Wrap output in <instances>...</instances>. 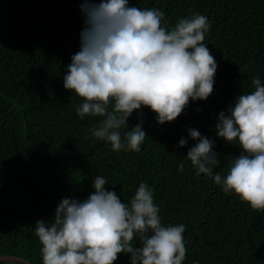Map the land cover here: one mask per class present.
I'll use <instances>...</instances> for the list:
<instances>
[{
  "label": "trees",
  "instance_id": "16d2710c",
  "mask_svg": "<svg viewBox=\"0 0 264 264\" xmlns=\"http://www.w3.org/2000/svg\"><path fill=\"white\" fill-rule=\"evenodd\" d=\"M82 3L0 0V256L43 264L36 223L54 222L65 197L87 199L99 175L125 203L141 182L149 185L162 223L185 225L183 264H264V211L195 174L186 159L195 141L178 147L190 128L214 138L221 159L215 171L225 175L240 154L238 142L216 138V117L254 90V77L264 81V0H129V6L163 10L167 28L206 16L211 28L203 42L218 65L209 98L190 100L175 121L159 125L149 108L134 111L129 128L143 121L148 136L139 152L113 151L93 137L100 118L81 119L82 99L64 88L67 66L80 50ZM129 259L120 254L114 264Z\"/></svg>",
  "mask_w": 264,
  "mask_h": 264
},
{
  "label": "clouds",
  "instance_id": "9594fccd",
  "mask_svg": "<svg viewBox=\"0 0 264 264\" xmlns=\"http://www.w3.org/2000/svg\"><path fill=\"white\" fill-rule=\"evenodd\" d=\"M80 50L63 76L64 88L82 99L81 119L99 117L90 129L113 151L141 150L148 137L143 121L129 128L134 111L149 108L159 125L173 122L189 101H206L213 92L217 62L205 40L208 18L193 14L174 27L162 26L165 13L157 8L129 6V0H84ZM254 90L239 94L216 117V138L238 142L227 174L216 172L221 159L215 139L188 129L179 148L195 141L186 159L196 170L235 193L253 210L264 211V81L252 79ZM123 130V131H122ZM183 170L184 163L179 164ZM108 181L97 175L87 199L63 198L54 222L40 220L35 232L42 244L43 264H114L120 254L129 264H183L187 249L184 224L164 225L153 191L141 182L125 203ZM137 243L139 246H137ZM198 264V262H196Z\"/></svg>",
  "mask_w": 264,
  "mask_h": 264
},
{
  "label": "water",
  "instance_id": "95a60500",
  "mask_svg": "<svg viewBox=\"0 0 264 264\" xmlns=\"http://www.w3.org/2000/svg\"><path fill=\"white\" fill-rule=\"evenodd\" d=\"M0 262L32 264L26 259L16 256H0Z\"/></svg>",
  "mask_w": 264,
  "mask_h": 264
},
{
  "label": "rangeland",
  "instance_id": "374dc122",
  "mask_svg": "<svg viewBox=\"0 0 264 264\" xmlns=\"http://www.w3.org/2000/svg\"><path fill=\"white\" fill-rule=\"evenodd\" d=\"M8 264H18V263H8Z\"/></svg>",
  "mask_w": 264,
  "mask_h": 264
}]
</instances>
